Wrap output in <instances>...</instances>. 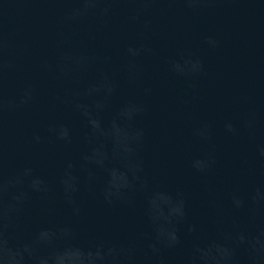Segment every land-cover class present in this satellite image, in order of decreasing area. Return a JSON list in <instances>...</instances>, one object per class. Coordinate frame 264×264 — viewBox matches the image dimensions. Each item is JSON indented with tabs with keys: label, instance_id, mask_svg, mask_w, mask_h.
<instances>
[{
	"label": "water",
	"instance_id": "water-1",
	"mask_svg": "<svg viewBox=\"0 0 264 264\" xmlns=\"http://www.w3.org/2000/svg\"><path fill=\"white\" fill-rule=\"evenodd\" d=\"M0 264H264V0H0Z\"/></svg>",
	"mask_w": 264,
	"mask_h": 264
},
{
	"label": "clouds",
	"instance_id": "clouds-1",
	"mask_svg": "<svg viewBox=\"0 0 264 264\" xmlns=\"http://www.w3.org/2000/svg\"><path fill=\"white\" fill-rule=\"evenodd\" d=\"M173 239H175V237H173Z\"/></svg>",
	"mask_w": 264,
	"mask_h": 264
}]
</instances>
